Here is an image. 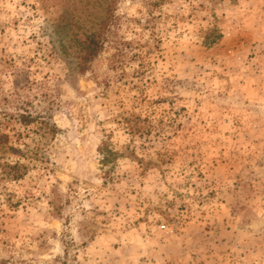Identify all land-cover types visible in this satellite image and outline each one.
<instances>
[{"label":"rangeland","instance_id":"obj_1","mask_svg":"<svg viewBox=\"0 0 264 264\" xmlns=\"http://www.w3.org/2000/svg\"><path fill=\"white\" fill-rule=\"evenodd\" d=\"M0 130V264H264V0H0Z\"/></svg>","mask_w":264,"mask_h":264},{"label":"trees","instance_id":"obj_2","mask_svg":"<svg viewBox=\"0 0 264 264\" xmlns=\"http://www.w3.org/2000/svg\"><path fill=\"white\" fill-rule=\"evenodd\" d=\"M111 8L110 6L106 7L107 16L102 18L99 29L84 34L73 33L68 37V40L65 42V44H63L62 49L66 52L69 51L71 46L77 47V50L80 54L79 60L82 65L95 58L106 46L108 42L107 35L112 25ZM212 31L213 37L210 36L211 33L206 36L205 43L207 45L214 44L222 36L221 32H216V29H213ZM21 119L24 121V123L30 124L36 120V117L32 116L31 114H21ZM51 127L56 129L54 125H51ZM10 142L11 140L9 133L0 130V178L13 181L19 180L25 176L27 173V165L21 160L4 159V155L11 146ZM103 161H106L105 158ZM60 264H68V262L63 260Z\"/></svg>","mask_w":264,"mask_h":264}]
</instances>
